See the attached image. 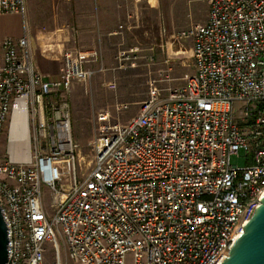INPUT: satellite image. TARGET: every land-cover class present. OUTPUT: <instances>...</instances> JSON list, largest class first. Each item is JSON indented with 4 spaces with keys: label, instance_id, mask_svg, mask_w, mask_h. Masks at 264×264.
I'll list each match as a JSON object with an SVG mask.
<instances>
[{
    "label": "built area",
    "instance_id": "1",
    "mask_svg": "<svg viewBox=\"0 0 264 264\" xmlns=\"http://www.w3.org/2000/svg\"><path fill=\"white\" fill-rule=\"evenodd\" d=\"M205 1L207 21L175 36L191 41L193 72L166 95L152 87L126 123L103 125L82 175L66 95L95 73L86 64L96 52L65 51L63 70L49 77L25 33L2 41L0 134L8 124L12 144L0 162L7 264L227 257L264 195V0ZM25 10V0H0V14L24 18ZM241 151L240 167L231 158Z\"/></svg>",
    "mask_w": 264,
    "mask_h": 264
},
{
    "label": "rangeland",
    "instance_id": "2",
    "mask_svg": "<svg viewBox=\"0 0 264 264\" xmlns=\"http://www.w3.org/2000/svg\"><path fill=\"white\" fill-rule=\"evenodd\" d=\"M171 7L167 24L177 32L202 20L207 14L208 2L172 0ZM130 12L128 30L121 46L112 52L109 63H100L99 58L97 62L87 63L95 73L86 81L73 83L66 95L71 137L77 145L76 169L80 175L93 165V143L103 125L126 123L139 112L152 87L166 95L168 89L182 85L185 77L193 72L190 40H178L176 34L172 36L158 11L154 14L144 0L137 9L132 5ZM120 51H125L128 58L122 62V67L118 59ZM59 62L62 71V56ZM103 112L109 113L106 122L97 120ZM7 133L8 124L0 134V162L7 157ZM231 161L243 166V151L239 156H232ZM50 259L48 255L47 261Z\"/></svg>",
    "mask_w": 264,
    "mask_h": 264
},
{
    "label": "crops",
    "instance_id": "3",
    "mask_svg": "<svg viewBox=\"0 0 264 264\" xmlns=\"http://www.w3.org/2000/svg\"><path fill=\"white\" fill-rule=\"evenodd\" d=\"M140 1L25 0L24 18L16 14H0V65L2 41L7 37L17 39L24 33L28 37L34 65L45 76L53 77L61 72L59 58L65 51H93L100 63L108 64L112 52L121 46L128 30L132 5L137 9ZM144 1L154 14L158 11L172 36L207 21L205 14L199 22L174 32L167 24L172 0Z\"/></svg>",
    "mask_w": 264,
    "mask_h": 264
},
{
    "label": "water",
    "instance_id": "4",
    "mask_svg": "<svg viewBox=\"0 0 264 264\" xmlns=\"http://www.w3.org/2000/svg\"><path fill=\"white\" fill-rule=\"evenodd\" d=\"M8 251V226L0 210V264H7ZM220 264H264V195Z\"/></svg>",
    "mask_w": 264,
    "mask_h": 264
},
{
    "label": "bare ground",
    "instance_id": "5",
    "mask_svg": "<svg viewBox=\"0 0 264 264\" xmlns=\"http://www.w3.org/2000/svg\"><path fill=\"white\" fill-rule=\"evenodd\" d=\"M22 137H23V135L20 133V138H22ZM9 148H12V144L9 145Z\"/></svg>",
    "mask_w": 264,
    "mask_h": 264
}]
</instances>
